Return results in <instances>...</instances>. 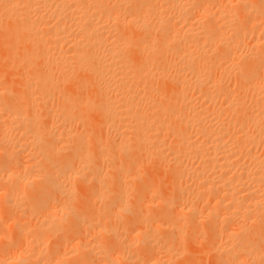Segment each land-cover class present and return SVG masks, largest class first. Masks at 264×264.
I'll return each mask as SVG.
<instances>
[{
	"label": "bare ground",
	"instance_id": "1",
	"mask_svg": "<svg viewBox=\"0 0 264 264\" xmlns=\"http://www.w3.org/2000/svg\"><path fill=\"white\" fill-rule=\"evenodd\" d=\"M214 1L215 0H0V48L2 47L5 50L4 51L5 53L3 52V56H8V57H10V56L12 57L15 54L13 52L14 49L17 51V53L19 51L17 49H21L19 52H22V50H23L22 55L20 54L21 56H19L22 59H20V58H18V59H20V61L26 65V66L24 65V67L28 68L26 70L30 71L29 68H31V71L29 73L27 71L29 78L27 79V78L22 77L23 79L21 80L22 83H26V81H28V83H26L27 84L26 89L28 88L27 86H29L31 84V83H29L31 81L32 85H35L37 87L38 94L39 95L45 94V95H43V96H45L43 98L47 99L48 94H50V92H49L50 89L51 90L54 89L53 83H56V82H53L54 73H58V75H60V76H57V75L56 76L60 77L64 81L63 85H65V86L68 84V81H71V82L73 81L75 84L74 87H75L77 92L79 91V93H81V92L84 93L82 89H84V91H85L86 88L87 89L91 88L90 90L89 89L87 90L88 92L85 91V93L86 92L88 93V95L84 94L86 97L82 96L83 98L82 97L79 98V100L82 101L81 105H83V107L80 108L81 105H78L80 103L77 102L78 95L76 96L77 97L76 102H77L78 106L75 105L76 104V102L74 101L75 99L73 101L71 100L73 98L72 97L73 95L72 96L69 95V94L74 93V91H75V90H73V92L69 93L70 91H72V89L70 90V88L73 87V83L69 84V85H71V87L69 85H67L69 88V90H68L69 94L65 92L66 88L64 87L65 88V90H64V88L62 87L63 88L62 91L65 94H67L66 97L64 95L62 97H60L62 91L60 90L59 87L58 88L56 87L57 90H56V88L54 90L58 91V89H59V91L57 93H59V92L60 93L57 94V96H59V99L60 98L61 99H60V101H58V100L55 101L53 99V101H55V102L58 101L57 104H59V105H57V109H55V107H52V110L54 108L56 111L55 110H53V111L57 112V113H55V115H54V113L52 112L53 114H51L50 113L51 111L50 112H48V110L46 111L45 106H44V108H45L44 111L46 114L45 119H48V118L51 119L52 118L51 120H52L53 124L51 123V125L50 124L49 125L50 126H53V125L56 126L57 125L58 127L57 126L56 127H50V128L42 130L43 132L41 130H37L39 132L41 131L42 135H40L41 132L38 135V133H35V131H33V133H32L33 135L30 134V137L25 136L26 134H29L28 131L25 129L27 133L25 132L23 136L20 135V137L22 136V140L20 142H18V141L13 142L12 145L7 147V148H9L8 151L5 149L7 152L6 153L4 152L5 155H3L4 153L2 155H3V157L6 156L8 158V160L6 159V157L4 158V160L5 161L7 160L6 162H8V163L10 160L9 158L13 159L15 162H16V160H18L16 163L19 166L20 165L22 166L21 163L23 161L20 162V158H22V155L26 152V150L29 149L30 151L35 152L33 154V156L36 153L40 152V153H38L39 156L42 155V157H44L43 162L46 163V165H48V163L50 164V161L47 162V160L52 161L54 159L53 157H57L58 155H60V153L64 152V154H66V153L71 151L70 154L69 153L67 154V155H69L68 157H66V155L62 154L66 157V159H64L60 155L64 159V160H62V163L56 164V162L55 163L52 162L50 164L52 167H50V168L51 169L54 168V169L50 170L49 173H47V171L45 169L46 166L44 165V167H45V168L43 167V170H45L44 174H40L41 173V171H40V173L36 174L35 177L32 178L33 180H35V182L37 181V183L39 182L41 185H45L43 187L44 191L42 190V192L39 190V189H41V187L40 188L38 187L39 188L38 193H41V194L46 193L47 194L49 192L48 194H51L50 191H48V192L45 191V190H47L46 186H50L52 191H54V189H55L56 193L58 192L59 194H62V195L64 194V196H65V194L70 196V193H71L69 191L70 189L69 190L66 189L67 187L65 188V185H63L62 183H64V181H65L67 183V186H68V184H69L68 181H71L73 179H76V181L79 180V183L75 182V181H73V183L74 184L77 183L80 185H82V184L88 185V183H86V181H89V182L91 181L92 184L94 185V186L92 185L93 188L95 187L99 191L104 189V193H105L106 187H105V184H103V182L105 180L104 181L102 180V179H104L102 177V173L100 170H99L100 172L98 171V166H99V165H97V164H99L98 161L102 162L103 158H109L110 159V157L112 159H114V158L120 157L122 154L125 155L124 153H126V155H127L128 154L127 151L131 147H133V148H131V150H133L132 152H134V147H136L139 150H141L142 152H144L145 154H147L146 156L150 155L152 158L155 157L160 162V164H164L163 165L164 167H165V164H167L168 166L170 165L172 168V171H173L172 172L173 175L172 176L169 175V176L172 177V180H173V178L177 179V180L182 179V180H179V182L183 183L182 177L185 176L186 174L190 175L191 177L192 176L195 177L196 180H197V178L205 179L206 183H204V184L202 183V185L200 183V186L202 187V189H198V190H201V192L206 194V195L207 194H210L211 196L213 195L212 196L213 197V204L211 203L212 206L210 205V207H209V205L207 203L209 208L206 205L205 206L208 209L206 207H204V208H206L205 210L200 209L203 211L201 217L204 218V216H205L206 223H209L208 225L210 227H208V230L211 231V229H212L213 232L212 231L211 232L215 233V232H217L216 229L219 230V228L222 227L221 225L225 224L226 225L225 228H223V227L220 228V230H219L220 234L215 233V236L218 237V235L221 236V234H224L223 236L225 238L232 240L233 243L234 242L238 243L237 246L233 247V250L238 251V253L242 252L241 254L239 253L240 255H242L243 253L247 254V256H245V254L242 255L244 258L248 257V256H251L252 259H254V257H257V256L260 257L259 253H260L261 245H262V248H264L263 247L264 237H262V239L260 237V239L263 240V242H261V241L259 242V244H261L259 250H257V247H255V249L253 247H252L253 249H248V247L250 246L248 244H250V242H251L250 238L254 234H255V237L256 236H262V233L264 232L263 231L264 230L263 224H261V223H264L262 221V220H264V161H262V159L260 157H258V156L256 157V156H254V154L247 152L248 150L245 148H246V145L248 143H253L257 137L262 135V133L264 132L262 130L264 125H262V126L258 125L259 122H256V119H255V118H257V116L255 117V115L252 113V111L250 109V106L246 107L245 104H246V100L248 98H249V101H250V99H252L253 102H255L254 100L257 97L260 98V94L258 92L263 91V93H264V87L262 86V88H260V87L256 88L254 82H257V81L255 80L253 82L254 85L251 87L249 86V88H246L245 85H243V87H245L243 90L246 89V92L248 91L247 93L245 92V94L243 93V95H239L237 93L238 92L237 88H239V89L242 88L241 82H243V80H241V79L243 77L245 78V75H248V74H245L248 71L247 69H250L249 71H252V74H253V71L256 74L258 73V75L260 77L261 74H260V72H258L259 70L256 67H255L256 68L255 69L254 66H253V69L250 68L251 67L250 63H251V65L255 64V63L259 62V60L261 61V59L264 61V53H263L264 48H261L264 46L261 45L262 43L260 44V43H257L256 41L255 42L252 41L253 46L251 48L249 46L250 51H248L247 53L241 54L240 56L238 55L239 61H240V59H243V61L246 60L248 62V60H249L248 58L253 59L252 60L253 62L251 61L249 63V65H247L246 63L241 65L243 62L242 60H241L242 62H238L237 65H239V67L237 65H235L236 69L240 68V69H238L239 70V73H238L236 71L235 67H233V65H230V63L227 61L228 60L227 56L231 55L235 46H237L238 44L240 46L241 42H245V38L248 37L247 36L248 32L250 34L251 30L253 31L254 27L256 28V22L257 21L255 19L257 18L256 17L257 14L254 13L255 10L253 12V10L250 9V7L252 5L251 6L249 5L248 0H237L238 2H237V6L235 7L236 9H234V6H231V4H230V7H232L235 10V11L231 10L232 13H233V11L235 12V14L238 13L236 16H234V17L238 18V22H239V24H238L237 22L235 23L234 18L231 19L230 17L225 15L226 13L228 15L229 12H226L225 10L224 11L226 13L224 14V12H223V9L229 8V6L227 5L228 3L223 4V6L226 4L228 7L225 6L226 8L223 7V9L221 8L222 10L219 8L218 9L216 8L214 10L215 7L212 8L216 3V1H215V3H214ZM217 1H219V0H217ZM224 1L225 0H223V2ZM249 2H250V0H249ZM251 2H252V0H251ZM251 2H250V4H251ZM259 3L260 2H258V6L256 5V7H255L256 11H257L256 13H261V14L263 13L264 14V12H262V11H264V9H263L264 7L261 9V6L263 4L261 3L259 5ZM219 4H222V3L220 2ZM217 7H219V6H217ZM251 8L254 9V7H251ZM257 8H258V10H257ZM230 9L231 8H229V10ZM259 9H261V10H259ZM195 12H197L196 15L199 14L200 17L202 16L203 17L202 20H205L204 22H206V23H201L199 20H198L199 21L198 22L196 19H194ZM252 13H254L256 16L254 15V17H253ZM263 14H262V17H260L261 19L264 17ZM233 15H234V13H233ZM261 22H263V21H261ZM261 22L259 21L257 24H259V26H260ZM262 26H261V28H262ZM262 29L264 30V28H262ZM255 31H257V29H255ZM259 32H260V30H259ZM119 33H121V35L124 34L125 36H120ZM227 33H230V35L228 34L229 38L226 37ZM118 34H119V36H118ZM251 35H253V32L251 33ZM250 36H249V38H250ZM242 45H244V44H242ZM236 48H238V46ZM236 48L234 51H236ZM128 49H132V50H134V52L131 53L130 50H128ZM213 49L217 50L215 52V54L213 52L214 51ZM260 49H263V50H260ZM6 50H7V52H6ZM9 51L11 52V54L8 53ZM237 51H238V49H237ZM24 52H25V54H24ZM17 53H16V55H17ZM169 53H170V55H172V54L174 55L173 56L174 60L172 61L173 65H171L174 68L173 76H171L170 74H169L170 76L167 75L168 72L166 73V70L168 71V69H166V67L168 65L166 64L167 62L164 59L165 58L164 55L169 54ZM133 55H134L136 60H133L134 59ZM153 55L155 56V58H152V57H154ZM231 57H233V54ZM166 58H167V56H166ZM254 60H255V62H254ZM13 62H15V61L13 60ZM263 63L264 62H262V64ZM15 64H16V62H15ZM258 64H257V66H258ZM16 66L18 67L17 64H16ZM241 66H247V67H244V70H246V71H244L243 68H241ZM21 67H23V66H21ZM169 67H170V64H169ZM214 68H217L216 70L219 71L216 76L212 75V73H211L212 70L213 71L215 70ZM259 69H260V67H259ZM12 70H15V69H12ZM240 70L242 71V74H243V76L241 74L242 77L240 76V73H241ZM256 70H257V72H255ZM23 71H25V70L23 69ZM243 71L245 73H243ZM18 73H20V72H18ZM21 74H23V73H21ZM25 74H24V76H25ZM252 74H250V76L252 78L258 76L255 74L253 76ZM230 75H233L234 78L236 75L240 76V78L238 76V78H239L238 81H237V79L234 80V83H235V81L239 82V85H237L236 88L233 89L234 91L236 90L235 91L236 94L239 95V97H237V99L233 98V97H236L235 92L233 90H231L229 87H226L223 83V79H225L226 76L228 79V76H230ZM157 77H159V79L162 80L161 82L163 84L166 82L165 83L166 85L164 84L165 87H163V89L164 88L165 89L162 91V93H160L161 89L159 88L160 84L158 83L160 80ZM248 77H249V75H248ZM251 77L248 79V82L245 81V79H244L245 82H243V84L251 82L253 80V79H251ZM19 78H20V76H19ZM60 78H58V79H60ZM155 78H157V80H158L157 83H158L159 87H157V88H158V90L160 89L159 93L154 92L153 89L157 90L156 88L153 87V89H152V85H154L156 83L155 82L154 84H152L153 83L152 80ZM55 80L57 81L55 86L56 85L58 86L60 83H62V80H61V82H60V80H57L56 78H55ZM150 80L152 81V83L150 85H147L151 82ZM58 81H59V84H58ZM65 81H67L66 82L67 84L65 83ZM147 81L148 82L150 81V82L148 83ZM261 82H262V80H261ZM167 83L169 85H167ZM249 84H252V83H249ZM52 85H53V88H50L47 91L46 89H48L50 86L52 87ZM235 85H236V83H235ZM155 86H156V84H155ZM161 86H163V85H161ZM60 87H61V85H60ZM22 89H23V87H22ZM45 90L47 92H45ZM241 90L239 91L240 93H241ZM23 91H24V89H23ZM32 91H33V89H32ZM37 91H34V92H37ZM89 91H90V93H89ZM25 93H26V91H25ZM46 93H47V95H46ZM53 93H56V92H53ZM75 94H76V92H75ZM157 94H159V95H157ZM30 95L32 96V94H30ZM37 95H36V97L34 96V98H33L35 100L34 102H36L37 100L39 101L41 99V97L37 96ZM55 95L56 94L53 95V98H55L54 97ZM51 96L52 95H49V97H51ZM69 96H71L70 97L71 99L69 98ZM37 97H39V98H37ZM194 97H196L198 100L201 101V102H199L198 105L193 104L194 101H196L198 103L197 99L194 100ZM262 97L260 99H262ZM253 98H255V99L253 100ZM217 99H219L220 102H219V104L214 105L215 104L214 101H216ZM256 100H258V98ZM31 101H33V100H31ZM43 101H44V99H43ZM45 101L48 102V100H45ZM53 101L50 103H53ZM262 101H264V99ZM262 101H260V102H262ZM71 102H73L74 104L72 103V105H71L70 104ZM211 102L212 103L214 102V104H213V106H211V108L205 107L206 106V105H204L205 103H211ZM216 102H218V101H216ZM9 103H11V102H9ZM27 103H26V105L28 106ZM39 103H41V102L39 101ZM48 103H47V106H48ZM256 103H257V101H256ZM6 104H8V102ZM6 104L5 105L3 104V105L5 106L6 109H9V110L6 111L5 108L4 109L2 108L3 110H5V115H4V113H2L3 115L0 114V120L3 119V121H2L3 123L1 121L0 122L2 124H4L8 130L10 129V131H12L11 128H14L13 125L18 124V123L21 125L25 124L24 125L25 127L27 125H29V126L33 125L30 122H33V120H35L34 114L36 115L37 112L35 110L37 109L38 106L35 107V110L34 109L31 110V114H33L32 116H34V118H33L30 115H29V117L26 115L25 116L22 115L20 112L22 110V109H20L21 107L19 108L20 111H17V110H19V109H17L18 107L14 108V107H11L13 105H7L8 106V108H7ZM34 105H36V104L34 103ZM34 105L31 104L30 106H34ZM52 105H55V104H52ZM84 105L87 107L85 109L86 111L84 110V108H85ZM41 106L42 105H40L38 107V109L41 108ZM70 106L71 107L77 106V107H79V110L82 112H83V110L85 112H88L89 111L88 109H91L89 111V113H91L93 111L91 114H93L95 112L93 115L96 114L99 116L98 121H97L98 117H96V115L93 117H96V119H95L96 122L100 121V124L102 125L100 127L103 130H106V131L115 130L116 132H117V130H119L118 132L120 134L119 133L118 134L120 135V141L112 143V141L109 142V140H105L108 143L107 145H109V143H110V145L108 146V148L105 147L103 149V147H102L101 151H104L102 153H105V150H107L110 153V151L113 152V150H114V152L116 151V154L119 153L121 155L117 156V157H112L113 155L115 156L114 152L112 154L110 153L112 156H110V154L107 152V154H109L108 156H110V157H108L105 154L98 156L100 154L99 153L100 150L98 148L99 146L97 147L98 149L97 148L95 149V147L93 146L92 143L91 144L94 147L96 153L98 152L97 150H99V152H98L99 154L97 153L98 155L96 154V156H94L95 152L93 150V147H90L89 150H91V148H92V151L94 153V155H91L92 153L90 154L91 151L89 152V150H88L89 147H87L88 146L87 142L89 140L87 139L86 135L84 136V137H86V141H85L84 137H83L84 139L78 138V137H81L82 135H84L81 133L79 136H78V134L74 136L77 139H75L74 137H73L74 139L71 138L75 133L72 135V133L66 129L67 127L64 126L65 122L68 119V115L70 113L69 112ZM261 107H262V105H261ZM27 108L29 109V107H27ZM82 108H83V110H82ZM246 108L250 109V111L247 110ZM2 109H1V112H2ZM28 109H27V111L25 109L26 114L27 113L29 114L28 111H30V110H28ZM232 109H234V110H232ZM13 110H15V111H13ZM72 110L73 109L71 108V111ZM74 110L76 111L77 109L75 108ZM79 110H77V111H79ZM224 110L225 111H230V110L235 111L236 114H238V115H237V117H234L235 113H233V114L231 113L234 118L231 117L230 119L233 118V120H228V118H227V119H225L224 123L219 122V124L220 123L221 124L217 125L216 120H217L218 116H220ZM22 111H24V110H22ZM39 111L41 112L40 109H39ZM255 111L258 112V110H256V109H255ZM259 112L263 113L261 111H259ZM86 114L89 117L88 113H86ZM91 114H90V116H91ZM228 114H229V112H228ZM38 115H41V114L38 113ZM226 115H225V117H226ZM239 116L241 118H239V120H238ZM30 117H31V119H30ZM262 117H264L263 114H262ZM262 117H260V118H262ZM89 118L91 119V117H89ZM54 120L56 122H54ZM95 120H94V122H95ZM1 123H0V126L2 125ZM96 124L99 127L100 124H98V123H96ZM34 125H35V123H34ZM65 125H67V124H65ZM245 125L249 126L252 129L254 128L253 129L254 131H259V133L257 132L258 134L256 133L258 136H256L255 139H254L255 134L254 135L249 134L250 132L247 133L244 130ZM40 126H42V125H40ZM46 126H48V124ZM18 128H16V129H18ZM20 128L24 129L23 126ZM42 128H44V127L42 126ZM2 129H3V127H2ZM4 129H6V128H4ZM1 130H0V132L3 131V130L2 131ZM97 130H99V128ZM99 131H101V133H102V130H99ZM166 131H169V133L171 132V134L174 135V138L175 137L177 138V141L175 142V144L174 143L171 144L173 146L169 145L168 153L166 152V154H165L164 149L166 151V148L164 145L165 143H163L164 142L163 139H166V138H163V135L165 134ZM20 132H22V131H20ZM4 133H5V131H4ZM76 133H77V131H76ZM112 134H113V131H112ZM194 134L196 135V139H197V136H199L200 138H198V140L193 139V137H195ZM18 135L19 134H17V136ZM102 135L98 139H101ZM164 137H165V135H164ZM261 139H262V137H260V139H259L262 142ZM91 140L93 141V139H91ZM91 140L89 142H91ZM257 140H255V146H256V143H258ZM102 141H104V140H102ZM67 142L68 143L70 142V144H68ZM261 142H259V143L261 144ZM97 143H95L96 146L98 145ZM104 143L105 142H103V144ZM99 145H100V141H99ZM104 145H106V143ZM6 146H8V145H6ZM30 146H31L32 150L30 148H28ZM166 146H167V144H166ZM260 148H258V149H260ZM68 150H70V151H68ZM131 150H129V151H131ZM0 151H3V150H0ZM65 151H68V152L65 153ZM31 153H33V152H31ZM141 154L142 153L140 152V156H141ZM182 154L184 157H186V156H188V158H189V156L193 157L194 161L200 165V168H201V166L205 167L207 169L209 168L211 170L210 174L209 173L205 174L204 172L206 171V169L203 170V168L200 169L201 170L200 172H199L198 168H197L198 171L196 170V168L194 170L195 166L192 167V162H193L192 160L193 159L191 160L192 162L190 163L188 161L189 159H187V158H186L187 160L183 159L184 157L182 156ZM184 154H187V155H184ZM242 154H244V156ZM27 155H29V154H27ZM60 156L57 157L58 160H59ZM104 156H107V157H104ZM127 156H129V155H127ZM180 156H182V158ZM238 156H241V158H242V156L244 158L246 156L247 158H249L248 159L249 163L244 164V165H240L239 164L240 162L238 161L239 158H237ZM122 158H123V156H122ZM155 158L153 160H155ZM1 159H3V158L2 157L0 158V173H2L1 171H5L6 169H9V167L6 168V166H4V160H1ZM41 159H43V158H40V160ZM112 159H110V160L113 161ZM13 160H12V163L14 162ZM60 160H61V158H60ZM157 160H156V162H157ZM183 160L186 162H189L190 164L187 163L188 165H186L185 164L186 162H184ZM114 161L116 163V160H114ZM18 162H20V164ZM107 162H109V161L107 160L106 163ZM12 163H11L10 167L12 166ZM53 163L55 166L56 165H58V166H56V168H55V166H53ZM106 163H104V164H106ZM108 164L110 165V163H108ZM8 165L9 164H7V166ZM128 165L131 166L130 164H128ZM3 167H4V169H3ZM40 167L41 166L39 165V168ZM167 167H165V168H167ZM197 167H199V166H197ZM12 168H13V166H12ZM12 168H10L9 170H11ZM115 169H117V168H114V170ZM33 170H34V168H33ZM37 170L38 169H36L34 171H37ZM39 170H42V169L40 168ZM114 170H112V172H110L109 174L113 173L114 175L115 174L119 175L120 171L118 173L117 170H115V171ZM167 170H168V172H170L171 169L169 170V167H168ZM109 171H111V170H109ZM115 172H117V173H115ZM9 173L10 172L8 171V174ZM13 175L14 174L10 173L9 177H8V175H7V177L10 179L11 178L13 179L14 177H16V175H14V177H13ZM108 175H106V176H108ZM188 175H186L185 177H190ZM2 176H3V178L6 177V175H5V177H4V175H2ZM2 176L0 174V182L3 180ZM106 176H104V177H106ZM110 176L112 177V175H110ZM8 178H5V179H8ZM22 178H24V177H22ZM25 178H26V175H25ZM28 178L30 179L31 176ZM114 178H116V177L114 176ZM117 178H118V181H119V178L121 179L120 176ZM117 178H116V180H117ZM108 179H110L109 176H108ZM18 180L16 181V179H15V182L11 181L10 183L11 184L13 183V185H15V187L12 185L14 188L13 190H15V191L18 190V192H19V190L21 188L19 189L20 181H18ZM60 180H61V184H60ZM62 180H63V182H62ZM24 181H25V179H24ZM83 181H85V182H83ZM106 181H108V180L106 179ZM113 181H115V180L113 179ZM184 181H187V178L186 179L184 178ZM4 182H5V180H4ZM110 182L112 183V185L114 184L113 186H111V184H110V186L114 187L115 183L117 181L115 183H113L110 180ZM120 182L121 181H119V183ZM132 182L134 183L136 181H132ZM132 182H130V183L132 184ZM171 182L172 181H170V184L173 186V184H172L173 182L172 183ZM201 182H202V180H201ZM1 183H3V181ZM14 183H16V184H14ZM71 183H72V181H71ZM109 183L106 185L108 186ZM184 183H186V182H184ZM33 184H36V183H33ZM77 184H75V185L78 187H81ZM90 184L91 183H89V185ZM170 184H169V186H170ZM175 184H177V183H175ZM24 185L27 186L28 184L27 185L24 184ZM37 185H35V186H37ZM132 185H134V184H132ZM132 185H130V186H132ZM135 185H136V183H135ZM72 186H73V184H72ZM76 186H74V187L76 188ZM120 186H121V184H120ZM27 187H29V185ZM34 187H32V188H34ZM87 187H89V186H87ZM111 187H110V190L112 189ZM135 187H137V185ZM184 187H186V186H184ZM69 188H71V187H69ZM81 188H80V190L84 191ZM89 188H91V187H89ZM107 188H106V191L109 190ZM115 188H116V186H115ZM122 188H123V185H122ZM122 188L120 190H122ZM174 188H176V186ZM34 189H37V187H35ZM34 189H32V190H34ZM180 189H181V187H180ZM180 189H179L180 192L177 191L178 189L176 190L177 193H175V195L177 197L172 195V197L173 196L175 197V201H173L172 203L176 202V200H178V201H180L181 199L184 200L185 196H187V192H188L187 190L188 189L187 188L185 189L183 187L181 190ZM13 190H12V192L14 193ZM29 190L32 191L31 189H29ZM71 190H72V188H71ZM117 190H119V189H117ZM120 190H119V193H120ZM125 190H126V188H125ZM88 191L85 193L89 194L90 191L89 192ZM96 191L97 190L95 189V195H96ZM173 191L175 192V189ZM194 191H192V192H194ZM189 192H190V190H189ZM35 193H37L36 190H35ZM35 193H32V194H35ZM104 193H102L103 195L99 194V195H101L100 198L102 196H106L107 198H109V195H110V197H111L110 200L115 202V199H114L113 194H112L113 191L110 194L108 193V195H107V193H105V195H104ZM121 193H122V191H121ZM4 194L5 193H3V196H4ZM14 194H12L13 198H14V196H17L16 194L15 195ZM92 194H93V189H92ZM204 194H203V196H204ZM55 195L57 196V194H55ZM67 195L65 196L66 198H67ZM95 195H93V197ZM97 195L95 196V198L99 197V195L98 196ZM116 195H118V197L115 196V194H114L115 198L117 197L116 199L118 201L115 204L116 206L113 205L114 210H116L114 212H118V214L120 212V215H121V213H123V214L126 213L127 217L132 219L131 220L132 222L133 221L137 222V220L140 219L139 214L137 216V211L135 210V214L133 211H129V209L132 205H130V207L128 208L127 202H125V199L123 200V198H122L123 196L118 194V193ZM119 195L122 197H120ZM125 195L127 196V194H125ZM125 195H124V197H125ZM3 196H2V198H3ZM31 196H33V195H31ZM41 196L42 195H40L39 199L41 198ZM74 196H72V197H74ZM201 196L202 195H200V197ZM203 196H202V198L204 199ZM211 196L209 199L210 201L212 200ZM11 197H12L11 194H8L6 196L5 201H6L7 205L8 204L10 205V202L15 200V199L11 200L12 199ZM208 197H209V195H208ZM208 197H207V199H208ZM59 198H60V196H59ZM88 198H89V196H88ZM39 199H37V200H39ZM51 199H53V202L55 203V201H54L55 197L54 198L52 197ZM127 199L128 198H126V200ZM170 199H172V198H170ZM56 200H60V199H58V197H57ZM70 200H72V199H70ZM70 200H68V201L66 200V201L69 202ZM129 200H127V201H129ZM139 200H140V198H139ZM173 200H174V198H173ZM34 201H35V199H34ZM39 201H42V199H40ZM62 201H64V200H62ZM97 201H100V200H97ZM162 201H160V202H162ZM165 201H167V200H165ZM227 201L229 202V204ZM47 202H46V204H47ZM104 202H102L103 205L101 204V208H103V209H105L106 208L105 205H107V204H104ZM167 202H169V201H167ZM226 202H227V204H226ZM54 203L52 205H55ZM88 203H91V202L89 201ZM107 203L110 204L109 201ZM142 203H143V200H142ZM153 203H154V200H153ZM180 203L181 202H179V204ZM46 204L44 203L43 206L44 205L47 206ZM49 204H51V203H49ZM166 204L167 203L164 202L162 204V207L164 208V206H166ZM169 204L167 206H169ZM174 204H178V203H174ZM128 205H129V203H128ZM139 205H141L140 202H139ZM107 207H108V205H107ZM140 207H142V206H138V208H140ZM160 207H161V203H160ZM7 208H10V207H7ZM41 208H42V205H41ZM110 208H111V206H110ZM110 208L109 207L107 208L108 215H111V214H109V212H113V209L111 208L112 211H110ZM131 208H134V207H131ZM165 208L164 209L159 208V209H161V211L165 210V212H166L167 209H165ZM181 208H180V211L179 210H177V211H179V213L181 212L179 214L181 216H182V214H185V220L188 221L187 225H189V226L190 225H192V226L196 225L197 221H195V220L198 219L197 216H199V212H196L191 208H185V210H183ZM56 209L59 210L58 212H60L62 214V217H65V221L69 220V221H66L67 223L71 222L70 223L71 225L74 224L70 220L74 215L72 214V217L71 218L69 217L71 215V212H72V211H70L71 205L69 208L68 203L66 204V202L65 203L63 202V204H59L58 206H56ZM140 209H138V211H140ZM33 211H34V209H33ZM37 211H38V209H37ZM52 211H53V209H52ZM220 211H225V214L223 217H221L222 215L220 216ZM39 212H42V210H40ZM106 213H107V211H106ZM222 213H224V212H222ZM58 214L59 213H57V215ZM61 214H59V217ZM76 214H75V216H76ZM128 214L129 215L131 214L130 217L128 216ZM75 216H74V218H72V220L75 221V223H76V220H77L76 218H78L77 223L81 224L79 220L81 218L82 219H84V218L81 215H80L81 216L80 219H79V216L76 218H75ZM107 216H104V217H107ZM66 217H67V219H66ZM68 217H69V219H68ZM174 217H175V215H174ZM47 218H49V217L47 216ZM179 218H181V217H178V219ZM60 219H57V220L55 219V220L58 222V220H60ZM167 219H168V217H167ZM199 219H200V217H199ZM257 219H261V220H258L259 221L258 223H260L262 221L259 225V229H262L261 235H260V233L258 235H256L257 231L260 232L258 227H257V225H258L257 224L256 225L257 230L255 233L252 232L253 235L251 236L249 234L250 232L248 230H246L249 227V226H247V223L248 222L251 223L252 221L257 223ZM181 220H179V221H181ZM231 220L237 221V224H238L237 228L238 229L237 228H236L237 230L235 229L236 232H233V231L229 230L231 228H228V224H233V222L232 223L230 222ZM63 221L64 220L60 221L61 225H55V226H61V228H63V227L65 228L66 225H69V223L66 224V222L65 221L63 222ZM140 221H141V219H140ZM202 221H204V219L201 220V222ZM45 222H41V223L39 222L40 224L37 225L38 224L37 223L36 225L40 226L42 228H47L46 226H49V225H46ZM60 222H59V224H60ZM127 222H129V219H127ZM134 222H133V224H134ZM139 222H137V223H139ZM49 223L50 222L48 221V224ZM62 223L65 224V225L63 224L64 225L63 227H62ZM140 223H142V222H140ZM82 224H84V222H82ZM149 224H146L145 226H147ZM170 224L172 225V223H170ZM251 224H252V227H249V228L251 230L253 228V230H254L255 226L253 225V223H251ZM36 225H34V226H36ZM53 225H52V228L50 226L51 230L48 229L49 227L46 229L47 231L49 230L48 233H50V231H52L53 227H55ZM76 225L77 224H75V226L69 225L70 226V227L68 226L69 229L66 227L63 232H65V231L67 232L70 229L72 231V229L75 228ZM139 225L141 226V224H139ZM164 225H166V223ZM187 225H186V227H188ZM206 225H205V227H206ZM261 225L263 228L260 227ZM167 226L163 227L164 231L168 229ZM170 226H169L168 231L174 232V230H173L174 226H171L172 228H170ZM198 226H202V225H198ZM233 226H235V224ZM40 227H39V229H41ZM161 227H162V225L161 226L160 225L153 226V230L156 229V232L159 233V235H160V232H158V231H161V234L163 233L162 230H160V229H162ZM12 228H13V225H12ZM37 228L38 227H36L34 229L36 231H38ZM55 228H57V227H55ZM61 228H60V230H61ZM78 228H75V229H78ZM129 228H130V226H129ZM192 228L196 229V226L192 227ZM213 228L215 230H213ZM20 229H19V231H17L18 229L17 230L14 229V230L17 231L18 233L20 232L19 234L21 237L19 236L18 238H21L24 242V239H25L27 232H25L26 230L24 231L23 228L21 230ZM94 229H95V227H94ZM202 229H203V227H202ZM206 229H207V227H206ZM206 229H205V231H208ZM60 230L58 228V230H54V232H51V233L53 234V233H55V231L59 232ZM103 231H105V230H103L102 228L100 230V228H99L98 232L103 234ZM107 231L108 230H106V232ZM133 231H135V230H133ZM142 231H141V233L136 232L135 237L141 238V240L145 242V244H143L145 246H143V247H145V248L147 247L146 248L147 250L149 248L153 249L152 246H150V245H152V243H151L152 241H149L148 236H146L144 234V232H142ZM181 231H182V229H181ZM68 232H70V231H68ZM130 232H131V229H130ZM149 232H151V230ZM42 233H43V231H42ZM44 233L47 234L46 231H44ZM100 233L99 234L97 233V234L101 236ZM134 233L132 232L131 234H134ZM174 233H173V235H175ZM40 234H41V232H40ZM115 234H117V233H115ZM153 234H155V233H153ZM177 234L175 235L176 238H177ZM47 235H49V234H47ZM103 235H105V234H103ZM181 235H182V233H181ZM208 235L210 236L211 234L208 233ZM246 235H250L251 237L250 236L247 237ZM54 236L55 235L53 234V237ZM58 236H60V235H58ZM112 236H113V234H112ZM161 236H164V235L162 234ZM179 236H180V234H179ZM211 236L213 237V235H211ZM263 236H264V234H263ZM126 237L124 239H126ZM149 237H150V235H149ZM151 237H154V235ZM217 237H214L215 240H217ZM131 238H133L132 235H131ZM168 238H167V240H168ZM185 238H186V235H185ZM218 238H219V240H221L220 237H218ZM26 239H27V236H26ZM61 239H62V237H61ZM119 239L122 240V238H120V237H119ZM245 239L246 240L250 239V240H247L248 242L249 241L250 242L248 243ZM16 240L17 239H15L13 241L16 242ZM126 240H129V239H126ZM223 240H225V239H223ZM253 240H255L254 237H252V242H253ZM1 241L2 240H0V242ZM21 241L19 240L20 245H22V243H23V242L21 243ZM31 241L32 240L28 241V245L31 244V246L27 245L28 247H32V243H34V242L32 241V243H30ZM34 241H36V240H34ZM122 241H124V240H122ZM170 241H172V239ZM175 241L176 240L174 238V242ZM244 241H246V243ZM6 242H7V240H6ZM58 242H60V241H58ZM163 242H164V240H163ZM118 243H120V242H118ZM16 244H17V242H16ZM88 244H90V243H88ZM110 244H112V242ZM116 244H117V242H116ZM229 244H228V246H229ZM11 245H13V244H11ZM52 245H55V244H52ZM218 245H220V244H218ZM232 245H234V244H232ZM246 245L248 247H246ZM257 245L258 244L256 243L255 246H257ZM8 246L9 245L6 244V247H8ZM118 246H119V244H118ZM154 246H157V245H154ZM213 246H215L214 243H213ZM252 246H254V245H252ZM12 247H14V245ZM21 248H22V246L20 247V249ZM46 248H48V247H46ZM114 248L116 249V246ZM145 248H144V250H145ZM15 249H17V248H15ZM90 249H91L90 246H88L87 242H86V244L80 243L79 248H77L76 250H77V252H79L78 250H80V252L82 251L83 253H86L89 251V252H91L90 254L94 257V254H92L93 248L91 250ZM111 249H112V247H111ZM111 249H110V251H111ZM117 249H116V251H117ZM155 249H156V247H155ZM216 249H214V250L216 251ZM38 251L41 252V250H39V249L34 251L36 253V255H37ZM67 251H69V250H67ZM148 251H151V250H148ZM69 252H71V251H69ZM89 252L86 253L87 255H89V257L84 256L87 259L86 262L84 261L85 260V258H84V259H82L83 262L82 263L80 262V264H91V263H93L94 259L91 258V255L89 254ZM102 252H103V250H102ZM152 252H155V251L152 250ZM152 252L150 253L151 255H152ZM227 252H228V250H227ZM262 252H264V251H262ZM65 253H67V252H65ZM93 253H94V251H93ZM229 253H231V252H229ZM229 253H226L224 255H227V257H229L228 263L230 264V262H232L233 260L235 261V258L237 259V257H239V255L234 253V252L231 253V255H234V254L237 255V257L235 255V257L233 259V257L230 256ZM18 254H19L20 264H26V263L27 264H31V263L34 264V259H33L34 254L32 255V257L23 251H21ZM38 254H40V253H38ZM86 254H82V255H86ZM146 254H148V253H146ZM150 254H148V255H150ZM109 255H104L105 258L104 257L103 258L106 260L105 261L106 263H104V264H108L107 260H109ZM164 255H166V254H164ZM167 255L169 256V252ZM81 256H80V258H81ZM168 256H167V258H168ZM68 257H66V258H68ZM78 257L79 256H74L75 259H77ZM134 257H136V256H134ZM227 257L225 259H227ZM251 257H250V259H251ZM66 258H63V259L67 260ZM88 258H89V260H90V258L93 259L91 263H88V261H89ZM149 258H151V257H149ZM152 258H153V256H152ZM261 258H263V257H261ZM32 259H33V261H32ZM41 259L42 260H40V258H39V262L38 261L37 262L41 263V261L44 260L43 258H41ZM63 259H61V261H63ZM110 259H112V260H110L109 262H111V261L113 262V258L111 257ZM250 259L248 261H250ZM15 260H17V259H15ZM49 260H51V259H49ZM229 260H230V262H229ZM246 260H247V258H246ZM69 261H71V263L73 262L70 259H69ZM127 261H128V259H127ZM138 261H139V258H138ZM138 261H137V264L139 263ZM159 261H160V259H159ZM164 261H166V260H164ZM238 261H240V260H238ZM253 261H255L254 263L257 264L258 259H257V262H256V260H253ZM19 262H18V264H19ZM37 262L35 264H37ZM243 262L245 263L247 261L243 260ZM240 263L242 264V262H240ZM4 264H5V262H4ZM67 264H70V263L67 262ZM72 264H77V263H72ZM124 264H125V262H124ZM152 264H160V263L155 262ZM245 264H247V263H245ZM248 264H249V262H248Z\"/></svg>",
	"mask_w": 264,
	"mask_h": 264
},
{
	"label": "rangeland",
	"instance_id": "2",
	"mask_svg": "<svg viewBox=\"0 0 264 264\" xmlns=\"http://www.w3.org/2000/svg\"><path fill=\"white\" fill-rule=\"evenodd\" d=\"M215 1H216V3H215ZM214 1V3H215V5L212 7V8H214V10L217 8H219V9H223V7L224 8H226V7H228L229 6V8H231L230 10H229V8L228 9H223V12H224V14L226 13V12H229L228 13V15H227V13L225 14L226 16H228V17H230L231 19L232 18H234L235 19V23L237 22L238 24H239V22H238V18H236V17H234V16H236L237 14H235V10L234 9H236L235 7L237 6V0H225L224 2H223V0H219V1H217V0H215ZM227 1V2H226ZM236 1V2H235ZM218 2V3H217ZM222 3V4H219V3ZM250 2H251V0H250ZM250 2H249V0H248V3H249V5L251 6V7H254V9L253 8H251L250 7V9L251 10H253V12H254V10H255V14H257V16L254 14V13H252V16L254 17V15L258 18H256L255 20L257 21L256 22V28L254 27V30L252 31L251 30V32H250V34H249V32H248V37H246L245 38V42H241V45L239 46V44L237 45L238 46V48H236L237 46H235L234 47V50H235V48H236V51H232V53H231V55H229V56H227L228 58V62L230 63V65H233V67H235V69H236V66L235 65H237L238 64V62H242L243 61V59H240V61H239V57H238V55L240 56L241 54H244V53H247L248 51H250V49H249V46H250V48L253 46L252 45V41H256L257 43H262L261 45L262 46H264V30L262 29V28H264V17L261 19L260 17H262V14L261 13H256L257 11H256V5L258 6V2H260L259 3V5L262 3L263 5L261 6V9L264 7V0H252V2H251V4H250ZM224 3H228L227 5L225 4L224 6H223V4ZM236 3V4H235ZM230 4H231V6H234V9L232 8V7H230ZM219 6V7H217V6ZM222 6V7H221ZM226 6V7H225ZM221 9V10H222ZM238 9V8H237ZM261 9H259V10H261ZM264 9V8H263ZM226 12H225V11ZM231 10H234L233 11V13H234V15H233V13L231 12ZM257 10H258V8H257ZM262 12H264V11H262ZM196 13L197 12H195V14H194V19H196L197 21L199 20L201 23H206V22H204L205 20H202V16L200 17V15L198 16V15H196ZM232 15H231V14ZM261 14V15H260ZM230 15V16H229ZM259 15V16H258ZM196 16V17H195ZM232 16V17H231ZM263 16H264V14H263ZM198 18V19H197ZM260 18V19H259ZM203 22H202V21ZM198 21V22H199ZM261 22V21H263V22H261V25L259 26V24H257L258 22ZM263 25V26H262ZM259 26V27H258ZM261 26H262V28H261ZM255 29H257V31H255ZM259 30H260V32H259ZM255 31V32H254ZM253 32V35H251V33ZM120 34V36H125L124 34H122L121 35V33H119ZM119 34H118V36H119ZM230 35V33H227L226 34V37L227 38H229V35ZM261 34V35H260ZM117 35V34H116ZM251 35V36H250ZM249 36H250V38H249ZM259 36V37H258ZM253 38V39H252ZM252 39V40H251ZM259 41V42H258ZM242 44H244V45H242ZM255 44V43H254ZM255 46V45H254ZM240 47V48H239ZM243 48V49H242ZM261 48H264V47H261ZM237 49H238V51H237ZM9 50V49H8ZM17 50H21V49H17ZM128 50H130V52L131 53H133L134 52V50H132V49H128ZM214 51V54H215V52L217 51L216 49H213ZM246 50V51H245ZM260 50H263V49H260ZM5 50L1 47L0 48V104L2 105H0V114L1 115H3L2 113H4V115H5V110L7 111V110H9V109H6L5 108V104L8 102V104H6V106L7 105H13V106H11V107H18L17 109H19L20 107V109H22V110H24V111H20V109L19 110H17V111H20L21 112V114L22 115H26V116H28L29 117V115L30 116H32L33 114H31V110H35V107L36 106H40V105H42L41 106V108H39L40 110H41V112L39 111V109H38V107H37V109L35 110L37 113H36V115L34 114V116H35V118H34V116H32L35 120H33V122H30V123H32L33 125L32 126H29V125H27L26 127L24 126L25 124H14L13 125V127L15 128H11V130L12 131H10V129L8 130L7 129V127L4 125V124H2L3 122V119H1L0 121L2 122H0L2 125L0 126L1 128H0V130L2 129V127H3V131L2 132H0V150H3V151H0V158L2 157L3 159H1V160H4V158L6 157H3V155H5V153L8 151V149L9 148H7V147H9L10 145H12L13 144V142H16V141H18V142H20L21 140H22V136L24 135V133L26 132V130L28 131V133L29 134H26L25 136H28V137H30V134L31 135H33L32 133H33V131H35V133H38V135L40 134V132L42 131V130H44V129H47V128H50V127H56L55 125H53V126H50L51 125V123H52V118L50 119V118H48V119H45L46 118V114H45V108H46V111L48 110V112H50L51 114H53L54 113V115H55V113H57V112H54L53 110H55V109H57V105H59V104H57V102L58 101H60V99H59V96H57V94H59V93H57L58 91H59V89H58V91H56L57 90V88L59 87L60 88V90L62 91V89L65 87L66 88V93H68L69 91V88H68V86L67 85H69L70 83H73V87L72 88H70V90L72 89V91H70L69 93H71V92H73V90H75L74 91V93H72V94H69V95H73L72 97V99L70 98L71 96H69V98L73 101L74 99V101L76 102V96L78 95V98H77V102H79L80 104H78V105H81L82 103V101L81 100H79V98H81L82 96L83 97H86L85 95L87 94L88 95V89L86 88L85 89V91H87L86 93H85V91H84V89H82L83 90V92L84 93H79V91L77 92L76 91V89H75V87H74V82L72 81H68V84L66 83L67 81H65V83L67 84L66 86L65 85H63L64 83V81L60 78V77H57V76H60V75H58V73H54V77H53V82H56L57 83V81L55 80V78L57 79V80H60V82H61V80H62V83H60L59 84V81H58V86L56 85L55 86V84L56 83H53L54 84V89L56 88V90H54V89H50V88H53V85H52V87L50 86L48 89H46L47 91L50 89V94H48V97H47V99H45V98H43V97H45V96H43V95H45V94H41V95H39L38 94V91H37V87L35 86V85H32V82L30 81L29 83H31L29 86H27L28 88L26 89V83H28V81H26V83H22L21 82V80L23 79V78H29L28 77V74H27V71L28 70H26V69H28L27 67H24V63H22L21 61H20V59H22V58H20L19 56H21L22 55V53H23V50H22V52H19L18 51V53H17V51L14 49V57L12 56H10V57H8V56H3V52H4ZM16 51V52H15ZM6 52H7V50H6ZM5 53V52H4ZM8 53H10L11 54V52L9 51ZM16 53H17V55H16ZM239 53V54H238ZM264 53V52H263ZM21 54V55H20ZM24 54H25V52H24ZM172 54V53H171ZM232 54H233V57H231L232 56ZM6 55V54H5ZM24 56V55H23ZM154 56V55H153ZM166 56H167V58H166ZM173 54L172 55H170V53L169 54H165L164 55V59H165V61L167 62L166 64L168 65H166L167 67H166V69H168V71L166 70V73H167V75H171V76H173V74H174V68L171 66V65H173ZM6 57V58H5ZM8 57V58H7ZM133 57H134V55H133ZM13 58V59H12ZM18 58H20V59H18ZM152 58H155V56L154 57H152ZM230 58V59H229ZM249 59V60H248ZM247 60H248V62L246 61H243L242 62V64L241 65H243V64H247V65H249V63L253 60V59H250V58H248ZM13 60L16 62V64L18 65V67L16 66V64H15V62H13ZM133 60H136L135 59V57H134V59ZM169 60V61H168ZM171 60V61H170ZM242 60V61H241ZM256 60V59H255ZM255 60H254V62H255ZM261 61L262 62H264L262 59H261ZM260 60H259V62L261 63H259V62H257V63H255V64H252L251 65V63H250V68H252L253 69V66H254V68L256 67L259 71L258 72H260V77H259V75H258V73L256 74V73H254V71H253V74H252V71H249L250 69H247L248 71H247V73H245L244 71H246V70H244V67H247V66H241V68H243V73H245V74H248L249 75V77H248V75H245V78L243 77L241 80H243V82H245V81H247L248 82V79L251 77L250 76V74H252L253 76H254V74L255 75H258L257 77H251V79H253L251 82H249V83H252V84H249V83H244L243 84V82H241L242 84H241V86H242V90L241 89H239V88H237V90H238V94L239 95H243V93L245 94V92H246V89L245 90H243L245 87L246 88H249V86L251 87V86H253L254 84H255V87L256 88H262V86L264 87V63L262 64V62H261ZM227 62V63H228ZM253 62V61H252ZM14 63V64H13ZM224 63V62H223ZM226 63V62H225ZM228 63V64H229ZM259 63V64H258ZM23 64V65H22ZM169 64H170V67H169ZM240 64V63H239ZM257 64H258V66H257ZM15 65V66H14ZM261 65V66H260ZM21 66H23V67H21ZM26 66V65H25ZM238 67H239V65H237ZM169 67V68H168ZM259 67H260V69H259ZM18 68V69H17ZM21 68V69H20ZM25 70V71H23V69ZM173 68V69H172ZM255 68V69H256ZM12 69H15V70H12ZM20 69V70H19ZM30 69V71H31V68H29ZM215 70L213 71H211V73H212V75H214V76H216L217 74H218V70H216L217 68H214ZM238 69H240V68H238ZM238 69H236V71L239 73V70ZM251 69V70H252ZM254 69V70H255ZM22 70V71H21ZM242 70V69H241ZM240 70V76H241V74H242V71ZM261 70V71H260ZM20 72V73H18V72ZM30 71H28V73L30 72ZM27 74H25V73ZM217 72V73H216ZM251 72V73H250ZM255 72H257V70L255 71ZM21 73H23V74H21ZM215 73V74H214ZM24 74H25V76H24ZM57 75V76H56ZM169 75V76H170ZM19 76H20V78H19ZM233 75H230V76H228V79H227V76H226V78L225 79H223V83H224V85L226 86V87H229L231 90H233V89H235L236 88V86L237 85H239V82H237L238 81V79L240 78V76H239V78H238V76L236 75L235 76V78H234V76L232 77ZM242 76H243V74H242ZM241 76V77H242ZM263 76V77H262ZM23 77V78H22ZM232 77V78H231ZM237 77V78H236ZM58 78H60V79H58ZM158 79H159V77H157ZM157 78H155V79H153L152 81H153V83H152V81L149 83L148 81V83L149 84H147V85H150L151 83L152 84H154L155 82V84H156V86H155V84L154 85H152V89H153V87L154 88H156L157 90H158V88L157 87H159L158 86V83L160 84V93H162V91L165 89H163V87H165V85L161 82L162 80L161 79H159L160 81L158 82V80H157ZM256 78V79H255ZM258 78V79H257ZM263 78V79H262ZM26 79V80H27ZM237 79V81H235V83H236V85H235V83H234V80H236ZM244 79H245V81H244ZM247 79V80H246ZM260 79V80H259ZM25 80V79H24ZM73 80V79H72ZM157 80V81H156ZM257 81V82H254V81ZM261 80H262V82H261ZM232 81V82H231ZM240 81V80H239ZM250 81V80H249ZM21 82V83H20ZM24 82V81H23ZM158 82V83H157ZM162 84H161V83ZM230 82V83H229ZM253 82H254V84H253ZM238 83V84H237ZM25 84V85H24ZM60 85H61V87H60ZM63 85V86H62ZM146 85V86H147ZM161 85H163V86H161ZM167 85H169L168 83H167ZM228 85V86H227ZM234 85V86H233ZM243 85H245V87H243ZM31 86V87H30ZM70 87H71V85H69ZM145 86V85H144ZM22 87H23V89H24V91H23V89H22ZM25 87V88H24ZM63 87V88H62ZM65 88H64V90H65ZM26 89V90H25ZM31 91H30V90ZM32 89H33V91H32ZM36 89V90H35ZM91 89V88H90ZM89 89V90H90ZM45 90V92H47ZM54 90V91H53ZM154 90V92L155 93H159V90L157 91V90H155V89H153ZM241 90V93L239 92ZM25 91H26V93H25ZM28 91V92H27ZM34 91H37V92H34ZM234 91V90H233ZM236 91V90H235ZM234 91V92H235ZM30 92V93H29ZM53 92H56V93H53ZM75 92H76V94H75ZM248 92V91H247ZM246 92V93H247ZM261 92V93H260ZM260 92H258L259 94H260V98L264 95V93H263V91H260ZM2 93V94H1ZM25 93V94H24ZM36 93V94H35ZM89 93H90V91H89ZM29 94V95H28ZM30 94H32V96L30 95ZM38 94V95H37ZM54 94H56L54 97L56 98H53V95ZM85 94V95H84ZM235 94H236V92H235ZM238 94H236V97H233V98H235V99H237V97H239V95ZM263 94V95H262ZM36 95L37 96H40L41 97V99L39 100L41 103H39V101L37 100L36 102H34L35 100L33 99L34 98V96L36 97ZM46 95H47V93H46ZM49 95H52L51 97H49ZM67 96V94H65L63 91H62V93H61V96L60 97H62V96ZM75 95V96H74ZM157 95H159V94H157ZM57 96V97H56ZM259 96V95H258ZM30 97V98H29ZM82 97V98H83ZM160 97V96H159ZM37 98H39V97H37ZM49 98V99H48ZM52 98V99H51ZM258 98V100H256ZM256 99L255 98H253V100L255 101V102H253L252 101V99H250V101H249V98L246 100V104H245V106L246 107H248V106H250V109H251V111H252V113L255 115V117L257 116V118H255L256 119V122H259V124L258 125H264V117H262V114H263V116H264V101H262L263 99H264V96L262 97V99H260L259 97H257ZM43 99H44V101H43ZM53 99L56 101V100H58L57 102H55V101H53ZM197 98L196 97H194V100H196ZM31 100H33V101H31ZM42 100V101H41ZM45 100H48V102L47 101H45ZM53 101V103H50V102H52ZM30 101V102H29ZM197 101H198V103L196 102V101H192L193 102V104H195V105H198L199 104V102H201L200 100H198L197 99ZM216 101H218V102H216ZM216 101H214L215 102V104H214V102L211 104V103H205L204 105H206L205 107H207V108H211V106H213V104L214 105H217V104H219V99H217ZM256 101H257V103H256ZM260 101H262V102H260ZM6 102V103H5ZM9 102H11V103H9ZM28 104V106L26 105V103ZM38 102V103H37ZM44 102V103H43ZM77 102H76V104L75 105H77ZM235 102V101H234ZM34 103L36 104V105H34ZM46 103V104H45ZM47 103H48V106H47ZM72 103L73 102H71L70 104L72 105ZM262 105V107H261V105ZM4 104V105H3ZM32 104V105H34V106H30V105ZM38 104V105H37ZM40 104V105H39ZM52 104H55V105H52ZM74 104V103H73ZM20 105V106H19ZM77 105V106H78ZM258 105V106H257ZM25 106V107H24ZM29 107V109L27 108V107ZM44 106H45V108H44ZM77 106H73V107H71L70 106V113H69V115H68V119H67V121L65 122V124H67V125H65L64 124V126H66L67 128V130H69L71 133H72V137L71 138H73L75 135H77L78 134V136L80 135V133L81 134H84V135H82L81 137H78V138H83L85 135H86V137H87V139L90 141L91 139H93V141L91 140V142H87V147H89L88 148V150L90 149V147H95V149L98 147L99 148V150H100V152H99V150H97L98 152V154L96 153V151H95V149H94V147H93V150H94V152H95V155H94V153H93V151H92V148H91V150H89V152H90V154L91 155H94V156H96V154L98 155V156H101V155H103V154H105V155H109L110 153L112 154L113 152H114V150H113V152H111L110 151V153L107 151V150H105V153H102V152H104V151H101V148L103 147V149L105 148V147H107L108 148V146L110 145V143H109V145H107L108 143L105 141V140H109V142L110 141H112V143L113 142H117V141H120V133L118 132L119 130H117V132L115 131V130H112L113 131V134H112V131H106V130H103L100 126H102L101 124H100V121L99 122H96V117H98V119H97V121L99 120V116L98 115H96V117H93V116H95V115H93V114H91V113H89V111L91 110V109H88L87 111L88 112H85L86 110V106H85V108H84V110H83V108H82V110H83V112L82 111H80L79 110V107H77ZM260 106V107H259ZM34 107V108H33ZM48 107V108H47ZM52 107H55V109L53 108V110H52ZM77 109V110H79V111H75L74 109L75 108ZM81 107H83V105H81L80 106V108ZM252 107V108H251ZM5 108V110H3V109ZM7 108H8V106H7ZM31 108V109H30ZM71 108L74 110H72L71 111ZM1 109H2V112H1ZM11 109V108H10ZM25 109H26V111H27V109L28 110H30V111H28L29 112V114L27 113L26 114V111H25ZM247 109V108H246ZM250 109H247V110H249L250 111ZM255 109L256 110H258V112L257 111H255ZM260 109V110H259ZM262 109V110H261ZM232 110H234V109H232ZM13 111H15V110H13ZM39 111V112H38ZM56 111V110H55ZM259 111H261V112H263V113H260ZM53 112V113H52ZM226 112V113H225ZM228 112H229V114H228ZM38 113L39 114H41V115H38ZM43 113V114H42ZM86 113H88V115H89V117H91V119L87 116V114ZM223 113V114H222ZM221 113V115L220 116H218V118H217V125H220L222 122L224 123L225 122V119H227L228 118V120H233V118L234 117H237V115L238 114H236V112L235 111H223ZM233 113H235L234 114V117H233V115L232 114ZM256 113V114H255ZM90 114H91V116H90ZM227 114V115H226ZM252 114V115H253ZM258 114V115H257ZM225 115H226V117H225ZM4 117V116H3ZM38 117V118H37ZM52 117V116H51ZM220 117V118H219ZM231 117H233L232 119H230ZM260 117H262V118H260ZM42 118V119H41ZM239 118H241L240 116L238 117V120H239ZM30 119H31V117H30ZM38 119V120H37ZM46 120V121H45ZM94 120H95V122L96 123H98V124H100L99 125V127L97 126V124L94 122ZM224 120V121H223ZM37 121V122H36ZM49 121V122H48ZM47 122V123H46ZM54 122H56L55 120H54ZM219 122H221L220 124H219ZM29 123V124H30ZM34 123H35V125H34ZM40 123V124H39ZM46 123V124H45ZM48 124V126H46ZM50 124V125H49ZM53 124V123H52ZM55 124V123H54ZM57 124V123H56ZM21 125V126H20ZM38 125V126H37ZM40 125H42L44 128H42V126H40ZM92 125V126H91ZM23 126V128L24 129H21L20 127H22ZM35 126V127H34ZM46 126V127H45ZM247 125H245V127H244V130L247 132V133H249V134H255L253 137H254V139L256 138V136H258L257 134L259 133V131H254L252 128H250L249 126H247ZM20 129H19V128ZM58 127V126H57ZM69 127V128H68ZM99 128V130H102V133H101V131H99V130H97L98 128ZM4 128H6V129H4ZM16 128H18V129H16ZM31 128V129H30ZM33 128V129H32ZM35 128V129H34ZM249 128V129H248ZM262 128V127H261ZM26 129V130H25ZM56 129V128H55ZM71 129V130H70ZM16 130V131H15ZM37 130H41L40 132L39 131H37ZM252 130V131H251ZM263 131H264V127H263V129H262ZM261 130V131H262ZM4 131H5V133H4ZM18 131V132H17ZM20 131H22V132H20ZM30 131V132H29ZM76 131H77V133H76ZM106 131V132H105ZM43 132V131H42ZM42 132H41V134L40 135H42ZM116 132V133H115ZM255 132V133H254ZM258 132V133H257ZM27 133V132H26ZM101 133V134H100ZM107 133V134H106ZM119 133V134H118ZM257 133V134H256ZM261 133V132H260ZM264 133V132H263ZM262 133V135H260L259 137H257L255 140H257V142L258 143H256V146H255V140H254V142L253 143H248L247 145H246V148L245 149H247L246 151L247 152H250V153H252V154H254V156H258V157H260L261 159H262V161H264V134ZM2 134V135H1ZM17 134H19L18 136H17ZM103 134V135H102ZM117 136H116V135ZM164 134V133H163ZM20 135H22L21 137H20ZM102 135V137H101V139H98L100 136ZM164 135H165V137H164ZM163 135V138H166V139H163V143H165L164 145H165V148H166V151H165V149H164V152H165V154H166V152L168 153V147H169V145L170 146H173V145H171V144H175V142L177 141V138L175 137L174 138V135L173 134H171V132L169 133V131H166L165 132V134ZM16 136V137H15ZM97 136V137H96ZM108 136V137H107ZM111 136V137H110ZM194 136L195 137H193V139H196V135L194 134ZM86 137H84L85 138V141H86ZM104 137V138H103ZM260 137H262V142L259 140L260 139ZM75 138V137H74ZM73 138V139H74ZM83 138V139H84ZM108 138V139H107ZM110 138V139H109ZM198 138H200L199 136H197V139L196 140H198ZM2 139V140H1ZM17 139V140H16ZM72 139V140H73ZM75 139H77V138H75ZM97 139V140H96ZM119 139V140H118ZM71 140V141H72ZM102 140H104V141H102ZM98 143H97V142ZM99 141H100V145H99ZM103 142H105L106 143V145H104L103 144ZM259 142H261V144L259 143ZM68 143V142H67ZM73 143V142H72ZM89 143V144H88ZM93 144V146H92V144ZM95 143H97L98 145L96 146V144ZM170 143V144H169ZM68 144H70V142L68 143ZM166 144H167V146H166ZM252 144V145H251ZM6 145H8V146H6ZM251 145V146H250ZM258 146V147H257ZM248 147V148H247ZM261 147V148H260ZM28 148H30L31 149V146L30 147H28ZM27 148V149H28ZM97 148V149H98ZM131 148H133V147H131ZM131 148L129 149V150H131ZM136 147H134V152H132L133 150H131V151H127L128 152V154L127 155H129V156H127L126 155V153H124L125 155H121V154H119V153H117L116 154V151L114 152V154H115V156L113 155H111L110 154V156H112V157H117V156H120V157H117V158H114V159H112L110 156H108V157H110V159H112L113 161L114 160H116V163H115V161L113 162V161H111L109 158H103V160H102V162L101 161H98L99 162V164H97V165H99L98 166V171L100 170L101 171V173H102V177L104 178V179H102L104 182H103V184H105V187L107 188L108 186V188L107 189H109V190H107L106 191V188H105V193H107V195H108V193L110 194L112 191H113V197H114V199H115V202L114 201H112V200H110V195H109V198H107L106 196H102L101 198H100V196L101 195H99V194H102V193H104V189L103 190H101V191H99L97 188H93V184H92V182L90 181H86V183H88V185L86 184V185H84V184H82V185H80V184H77V183H75V184H77V185H79V186H83L82 188L81 187H78V186H76L74 183H73V181H75V182H78L79 183V180L78 181H76V179H73V180H71L72 181V183H71V181H68L69 182V184L71 185H69L68 184V186H67V183L64 181V183H62L63 185H65V188L66 189H70L69 191L71 192L70 193V196H68L67 194H65V196L67 195V198L64 196V194L62 195V194H59L58 192L56 193V190L54 189V191H52L51 190V188H50V186H46V188H47V190H45V191H50L51 192V194H46V193H38L39 192V190L42 192V190L44 189L43 187L45 186V185H41L39 182L37 183V181L35 182V180H33L32 178H34L35 177V175L36 174H38V173H40V171H41V173L40 174H44V172H45V170H43V167H44V165L46 166V171H47V173H49L50 172V170H52V169H54V168H50V167H52L50 164L52 163V162H56V164L58 163V164H60V163H62V160H64V159H66V157H68L69 155H67L68 153L70 154L71 153V151L70 150H68V151H70V152H68V151H65V153L66 152H68V153H66V154H64V152H62V153H60V155L64 158H62L60 155H58V156H60L59 157V160L57 159V157H53L52 159V161L51 160H47V162L48 161H50V164L48 163V165H46V163H44L43 161H44V157H42V155H40L39 156V154L38 153H40V152H38V153H36L34 156H33V154L35 153L34 151H30L29 149V151L28 150H26V152L22 155V158H20V162H22L21 164H22V166L20 167L16 162L18 161V160H16V162L13 160V159H11V158H9L10 160H9V163L8 162H6L7 160H8V158L6 157V161L4 160V166H6V168H8L9 167V169L10 168H12V166H13V168L11 169V170H9V169H6L5 171H1L2 173H0L1 174V176L2 175H4V177H5V175H6V177L5 178H8L9 177V175H10V173L11 174H14V175H16V177H14V175H13V179L11 180L10 178H8V179H5V178H3V176H2V178H3V183H1L0 184V240H2L1 242H0V262L2 261H4L5 262V264H18V262H19V254L18 253H20L21 251H23V252H26L28 255H30L31 257H32V255L35 253L34 251H36V250H41V252L40 251H38L37 252V255H36V253L33 255V259H34V264L38 261L39 262V258H40V260H42L41 258H43L44 260L43 261H41V263H38L37 262V264H67V262H69L70 264H72V263H77V264H80V262L82 263L83 262V260L82 259H84L86 256H88L89 257V255H87L86 253H88V252H86V253H83L82 251L80 252V250H78L79 252H77V248H79V245H80V243H85L86 244V242H87V245L88 246H90V248L92 249V254H94V257L90 254L91 252H89V254L91 255V258H93V259H91L90 258V260H89V258H88V260L90 261H88V263H91L92 262V260H93V263L94 264H104V263H106L105 261V257H104V255H109V260H107V263L108 264H124V262H125V264H137V261H138V258H139V263L138 264H147L148 262V264H152V263H155V262H157V263H160V264H229L228 263V259H229V257H227V255H224V254H226V253H229V252H231V253H236V254H238L239 255V257H237V255L236 254H234V255H231V253H229L230 254V256H232L233 257V259H234V257H235V255H236V257H237V259L238 260H240V261H238L236 258H235V261L233 262H230V260H229V262H230V264L232 263V264H241L240 262H242V264L244 263L243 262V260L244 261H247V262H245V263H247L248 264V262H249V264H255L254 262L255 261H253V260H256V262H257V259H258V262H257V264H264V252H262V251H264V248H262V245L261 244H259V242L261 241V242H263V240H261L262 239V237H264L263 236V234H264V232L262 233V236H256L255 237V234L253 235L252 234V232H256V230H257V227H258V229H259V225H260V223L263 221L264 222V220H262L260 223H258L259 221L258 220H261V219H257V223H255L254 221H252L251 223H253V225L255 226H253L254 227V230H253V228H252V230L249 228V227H252V224L250 223V222H248L247 223V226H249L246 230H248L250 233V235L252 236V237H254L255 238V240H253V242H252V237L250 236V235H246L247 237L248 236H250L251 238V240L250 239H247V240H250L249 242H250V244H248V245H250L249 247L246 245V247H248V249H255V247H257V250H259L260 249V245H261V249H260V257L259 256H257V257H254V259H252V257L251 256H248V257H243L242 255H244L245 253H243L242 255H240L242 252H239L238 253V251H234L233 250V247H235V246H237V244L238 243H236V242H232V240H229V239H227V238H225L223 235L224 234H221V236H219L218 235V237H220V239L221 240H219V238L217 237V236H215V233H217V234H220V228H225V224L224 225H221L222 227H220L219 228V230H217L216 229V231L217 232H215V233H212L213 231H212V229H211V231H209L208 230V227H210L208 224L209 223H206V218H205V216H204V218L203 217H201L202 216V210H205L207 207H208V205H209V207H210V205L212 206V204H213V195L211 196L210 194H204V193H202L201 192V190H198V189H202V187L200 186V183H201V185H202V183L204 184V183H206L205 182V179H203V178H197V180L195 179V177H191L190 175H188V174H186V175H188V176H190V177H185V176H183L182 178H183V183L184 182H186V183H180L179 182V180H182V179H174L173 178V180H172V177H170V176H172L173 175V171H172V168H171V166L169 165H167V164H165V167H169V170H170V172H168V170H167V168H165L163 165L164 164H160V162L155 158V160H153L154 158H152L150 155H148V156H146L147 154H145L144 152H142L141 150H139L138 148H136ZM258 148H260V149H258ZM7 151H6V150ZM32 150V149H31ZM136 150V151H135ZM261 150V151H260ZM139 151V152H138ZM254 151V152H253ZM5 152V153H4ZM31 152H33V153H31ZM107 152L109 153V154H107ZM140 152L142 153L141 154V156H140ZM256 152V153H255ZM4 153V154H3ZM32 155H31V154ZM130 153V154H129ZM3 154V155H2ZM27 154H29V155H27ZM62 154H64V155H66V157L64 156V155H62ZM184 155H187V154H184ZM243 156H244V154H242ZM33 156V157H32ZM36 156V157H35ZM107 156H104V157H107ZM122 156H123V158H122ZM134 156V157H133ZM182 156H183V154H182ZM182 156H180L181 158H182ZM242 156V158H241V156H238L237 158H239V164L240 165H244V164H248L249 163V161H248V159L249 158H247L246 156H245V158ZM262 156V157H261ZM38 157V158H37ZM43 158V159H41L40 160V158ZM139 157V158H138ZM151 159H150V158ZM184 157V156H183ZM60 158H61V160H60ZM121 158V159H120ZM189 159L188 161L191 163L192 161V167H194V170H195V168H196V170H197V168H198V170H199V172L201 171L200 169H202L203 168V170L204 169H206V171L204 172L205 174H207V173H209L210 174V172H211V170L209 169H207V168H205V167H202L201 166V168H200V165L198 164V163H196L195 161H194V159H193V157H191V156H189V158H188V156H186V157H184L183 159H185V160H187V159ZM191 158V159H190ZM244 158V159H243ZM132 159V160H131ZM193 159V160H192ZM12 160L16 163H12ZM109 161V162H107L106 163V161ZM156 160H157V162H156ZM192 160V161H191ZM244 160V161H243ZM58 161V162H57ZM60 161V162H59ZM184 161V160H183ZM12 163V166L10 167V165H11V163ZM20 162H18L19 164H20ZM46 162V161H45ZM184 162H186V161H184ZM189 162H186L185 164L186 165H188V164H190ZM54 163H53V166H55L54 165ZM104 163H106V164H104ZM108 163H110V165L108 164ZM113 163V164H112ZM127 163V164H126ZM156 165H155V164ZM188 163V164H187ZM6 164V165H5ZM7 164H9L8 166H7ZM14 164V165H13ZM128 164H130L131 166H129ZM134 164V165H133ZM16 165V166H15ZM35 165V166H34ZM39 165L41 166L40 168L43 170H39L40 168H39ZM161 167H159V166ZM19 166V167H18ZM31 166V167H30ZM33 166V167H32ZM56 166H58V165H56ZM56 166H55V168H56ZM103 166V167H102ZM111 166V167H110ZM129 166V167H128ZM158 166V167H157ZM197 166H199V167H197ZM18 167V168H17ZM102 167V168H101ZM132 167V168H131ZM31 168V169H30ZM33 168H34V170H36V169H38L37 171H34L33 170ZM100 168V169H99ZM114 168H117V169H115V170H117L118 171V173H119V171H120V173H119V175L118 174H109L110 172H112V170H114ZM131 168V169H130ZM3 169H4V167H3ZM16 169V170H15ZM2 170V169H1ZM20 170V171H19ZM24 170V171H23ZM109 170H111V171H109ZM114 170V171H115ZM197 170V171H198ZM202 170V171H203ZM8 171L10 172L9 174H8ZM27 171V172H26ZM32 171V172H31ZM99 171V172H100ZM107 171V172H106ZM109 171V172H108ZM113 171V172H114ZM5 174H4V173ZM17 172V173H16ZM43 172V173H42ZM24 173V174H23ZM28 173V174H27ZM31 175H30V174ZM46 173V174H47ZM100 173V174H101ZM109 175H108V174ZM115 173H117V172H115ZM170 173V174H169ZM18 174V175H17ZM34 174V175H33ZM108 175L109 176V178L110 179H108V176H106V175ZM121 174V175H120ZM7 175H8V177H7ZM25 175H26V178H25ZM28 175V176H27ZM110 175H112V177L110 176ZM118 175V176H117ZM170 175V176H169ZM24 177V178H22V177ZM31 176V178L29 179L28 177H30ZM33 176V177H32ZM104 176H106V177H104ZM114 176L117 178V177H121V179L119 178V181H121L120 183H119V181H118V178H117V180H116V178H114ZM20 178V179H19ZM110 182V180L113 182V183H115L116 181V183H115V186H116V188L117 189H121L122 188V185H123V188H122V190H120V193H119V190H117L116 188H115V186L114 187H111V186H113L112 185V183L110 182H108V181H106V179ZM171 178V179H170ZM184 178L186 179L187 178V181H184ZM189 178V179H188ZM192 178V179H191ZM15 179H16V181L18 180V181H20V187H19V192H18V190H13L14 188H13V186L15 187V185H13V183L11 184L10 182L11 181H14L15 182ZM24 179H25V181H24ZM113 179L115 180V181H113ZM130 179V180H129ZM134 179V180H133ZM169 179V180H168ZM4 180H5V182H4ZM7 180V181H6ZM201 180H202V182H201ZM27 181V182H26ZM82 181V180H81ZM132 181H136V182H132ZM169 181V182H168ZM170 181H172L171 183L173 184V186L170 184ZM176 181V182H175ZM24 182V183H23ZM62 182H63V180H62ZM83 182H85V181H83ZM128 182V183H127ZM130 182H132V184H134V185H132ZM182 182V181H181ZM22 183V184H21ZM30 183V184H29ZM32 183V184H31ZM33 183H36V184H33ZM66 183V184H65ZM89 183H91L90 185H89ZM109 183V185L107 186L106 184H108ZM135 183H136V185H137V187H135L136 185H135ZM175 183H177V184H175ZM180 183V184H179ZM199 183V184H198ZM14 184H16V183H14ZM24 184H28L29 185V187H27V186H25ZM38 184V185H37ZM60 184H61V180H60ZM72 184H73V186H72ZM110 184H111V186H110ZM117 184V185H116ZM120 184H121V186H120ZM132 185V186H130V185ZM139 184V185H138ZM169 184H170V186H169ZM186 184V185H185ZM12 187H11V186ZM22 185V186H21ZM35 185H37V186H35V187H37V189H34L35 187L34 186ZM62 185V186H63ZM93 185V186H92ZM186 186V187H184V186ZM188 185V186H187ZM31 186V187H30ZM74 186H76V188L74 187ZM87 186H89V187H91L92 189H93V194H92V189L91 188H89V187H87ZM126 186V187H125ZM172 186V187H171ZM176 186V188H174ZM11 187V188H10ZM32 187H34V188H32ZM41 187V189H39V188ZM50 189H49V188ZM69 187H71L72 188V190H71V188H69ZM74 187V188H73ZM110 187L112 188L111 190H110ZM126 188V190H125V188ZM170 187V188H169ZM180 187H181V189H182V187L183 188H189L187 191L189 192V190H190V192L188 193L187 192V196H185V198H184V200H180V201H178V200H176V202H174V203H178V204H174V203H172L173 201H175V197L174 196H176L175 195V193H177V191H179V189H180ZM17 188V187H16ZM34 189V190H32V191H30L29 189ZM80 188L82 189V190H84V191H81L80 190ZM114 188V189H113ZM14 191V193L17 195V196H14V198H13V195L12 194H14L13 192H12V190ZM23 189V190H22ZM39 189V190H38ZM76 189V190H75ZM95 189L97 190L96 191V195L98 194L99 195V197H96L95 198ZM175 189V192L173 191ZM178 189V190H177ZM180 189V190H181ZM11 190V191H10ZM25 190V191H24ZM35 190H36V192L38 193H35ZM91 192H89V191ZM116 190V191H115ZM177 190V191H176ZM195 190V191H194ZM4 191V192H3ZM23 191V192H22ZM44 191V190H43ZM89 192V194L88 193H85V192ZM121 191H122V193H121ZM126 191V192H125ZM192 191H194V192H192ZM10 192V193H9ZM75 192V193H74ZM98 192V193H97ZM102 192V193H101ZM125 192V193H124ZM180 192V191H179ZM178 192V193H179ZM196 192V193H195ZM3 193H5L4 194V196H3ZM21 193V194H20ZM29 193V194H28ZM32 193H35V194H32ZM83 193V194H82ZM105 193H104V195H105ZM120 194V195H122V196H120V197H122L123 198V200L125 199V202H127V207L129 208L130 207V205H132L131 207H134V208H131L130 207V209H129V211H133L134 212V214H135V210L137 211V216H138V214H139V217H140V219H141V221H140V219L139 220H137V222H142V223H137V222H134V224H133V222L131 221L132 219H130V218H128L127 217V215H126V213H121V215H120V212H119V214H118V212H114V211H116V210H114V206H116L115 204L117 203V197H118V195H116V194ZM173 193V194H172ZM202 193V194H201ZM8 194H11V200H14V201H11L10 202V205L8 204H6V196L8 195ZM14 194V195H15ZM33 195V196H31V195ZM37 194V195H36ZM42 195L41 196V198L40 199H42V201H39L40 199H39V197H40V195ZM55 194H57V196L55 195ZM59 194V195H58ZM114 194H115V196H117L116 198H115V196H114ZM125 194H127V196L125 195ZM203 194H204V196H203ZM39 195V196H38ZM51 197H50V196ZM75 195V196H74ZM93 195H95L94 197H93ZM97 195V196H98ZM103 195V194H102ZM124 195H125V197L126 198H128L127 200H129V201H127L126 200V198L124 197ZM172 195H174L173 197H172ZM178 195V194H177ZM200 195H202L203 197H204V199L202 198V196L200 197ZM208 197V195H209V197H208V199H207V197ZM2 196H3V198H2ZM37 196V197H36ZM49 196V197H48ZM59 196H60V198H59ZM72 196H74V197H72ZM88 196H89V198H88ZM112 196V195H111ZM149 198H148V197ZM190 196V197H189ZM210 196H211V201L209 200L210 199ZM16 197V198H15ZM54 198L55 197V199H54V201H55V203L53 202V199H51V198ZM57 197H58V199H60V200H56L57 199ZM76 197V198H75ZM104 197V198H103ZM177 197V196H176ZM45 198V199H44ZM63 198V199H62ZM92 198V199H91ZM139 198H140V200H139ZM151 198V199H150ZM170 198H172V199H170ZM173 198H174V200H173ZM34 199H35V201L37 200V199H39V200H37L36 202L34 201ZM70 199H72V200H70ZM76 199V200H75ZM85 199V200H84ZM113 199V198H112ZM163 201H162V200ZM169 199V200H168ZM177 199V198H176ZM187 199V200H186ZM62 200H64V201H62ZM68 200H70L69 202H67ZM95 202H94V201ZM97 200H100V201H97ZM105 202H104V201ZM142 200H143V203H142ZM149 200V201H148ZM153 200H154V203H153ZM165 200H167V201H169V202H167V201H165ZM172 200V201H171ZM48 201V202H47ZM50 201V202H49ZM55 204V205H52L53 203ZM59 203H58V202ZM83 201V202H82ZM91 202V203H88V202ZM110 202V204L109 203H107V202ZM112 201V202H111ZM159 201V202H158ZM160 201H162V202H160ZM35 202V203H34ZM41 202V203H40ZM46 204V202H47V206H43V204L44 203ZM57 202V203H56ZM63 202L65 203L66 202V204L68 203V206H69V208H70V205H71V209H70V211H72L71 212V215L69 216L70 218L72 217V214L75 216V214H76V216H75V218L76 217H78L79 216V219H80V217L82 216L84 219H80L79 221H80V223L81 224H79V223H77V220H78V218H76L77 220H76V223H75V221H73L72 220V218H74V216L70 219L74 224L73 225H71L70 223L71 222H68L69 223V225L70 226H75V224H79L78 226L76 225V227L75 228H78V229H75V228H73L72 229V231H71V229L70 230H68V231H70V232H63L64 230H65V228L67 227L68 228V226L69 225H66V227L64 228L63 226L65 225L64 223H62V227L63 228H61V226H55V225H61V222L60 221H62V220H64L65 221V217H62V214L60 213V212H58L59 210L58 209H56V206H58L59 204H63ZM101 202V203H100ZM102 202H104V204H107L108 205V207L110 208V206H111V208L113 209V212H109V214H111V215H108V210H107V205H105L106 206V208L105 209H103V208H101V204L103 205V203ZM139 202H140V204L141 205H139ZM151 202V203H150ZM164 202H166L167 204H166V206L169 204V206H164V208L165 209H167V211L165 212V210L162 212L161 211V209H164L163 207H162V204L164 203ZM179 202H181L180 204H179ZM228 202V201H227ZM227 202H226V204H227ZM34 203V204H33ZM37 203V204H36ZM49 203H51V204H49ZM98 203V204H97ZM128 203H129V205H128ZM160 203H161V207H160ZM187 203V204H186ZM196 203V204H195ZM201 203V204H200ZM207 203H208V205H207ZM212 203V204H211ZM7 206H6V205ZM100 204V205H99ZM137 204V205H136ZM182 204V205H181ZM186 206H185V205ZM193 204V205H192ZM228 204H229V202H228ZM34 205V206H33ZM41 205H42V208H41ZM92 205V206H91ZM114 205V206H113ZM148 205V206H147ZM158 205V206H157ZM181 205V206H180ZM184 205V206H183ZM196 205V206H195ZM207 207H206V206ZM138 206H142V207H140V208H138ZM145 208H144V207ZM153 206V207H152ZM7 207H10V208H7ZM39 207V208H38ZM174 207V208H173ZM176 207V208H175ZM182 207V208H181ZM200 207V208H199ZM204 207H206V208H204ZM208 207V208H209ZM110 208V211H112V209ZM144 208V209H143ZM159 208H161V209H159ZM173 208V209H172ZM180 208L181 209H183V210H185V208H191V209H193L194 211H196V212H199V216H197V218L199 219V217H200V219L198 220H195V221H197L196 223L198 224V225H202V226H198L197 224L196 225H194V226H192V225H187V223H188V221L187 220H185V214H182V216L181 215H179L180 213H179V211H180ZM207 208V209H208ZM33 209H34V211H33ZM36 209V210H35ZM37 209H38V211H37ZM51 209V210H50ZM52 209H53V211H52ZM56 209V210H55ZM138 209H140V211H138ZM200 209H202V210H200ZM9 210V211H8ZM40 210H42V212H39ZM50 210V211H49ZM55 210V211H54ZM169 210V211H168ZM171 210V211H170ZM177 210H179V211H177ZM48 211V212H47ZM105 211V212H104ZM106 211H107V213H106ZM176 211V212H175ZM39 212V213H38ZM101 212V213H100ZM132 212V213H133ZM141 212V213H140ZM165 212V213H164ZM201 212V213H200ZM222 212H224V213H222ZM51 213V214H50ZM55 213V214H54ZM57 213H59V214H61L60 215V217H59V214L57 215ZM104 213V214H103ZM175 213V214H174ZM41 214V215H40ZM83 214V215H82ZM158 214V215H157ZM224 214H225V211H220V216L221 217H223L224 216ZM81 215V216H80ZM110 217H108V216ZM113 215V216H112ZM119 215V216H118ZM123 215V216H122ZM126 215V216H125ZM131 215V214H130ZM130 215L128 214V216L130 217ZM141 215V216H140ZM165 215V216H164ZM174 215H175V217H174ZM41 216V217H40ZM47 216L49 217V218H47ZM104 216H107V217H104ZM158 216V217H157ZM160 216V217H159ZM163 216V217H162ZM55 217V218H54ZM69 217H68V219H69ZM167 217H168V219H167ZM174 217V218H173ZM178 217H181V218H179L178 219ZM184 217V218H183ZM46 218V219H45ZM54 218V219H53ZM61 218V219H60ZM107 218V219H106ZM109 218V219H108ZM117 218V219H116ZM183 218V219H182ZM49 219V220H48ZM57 219H60V220H58V222L56 221ZM66 219H67V217H66ZM127 219H129V222H127ZM172 219V220H171ZM175 219V220H174ZM182 219V220H181ZM204 219V221H202L201 222V220H203ZM46 222H45V221ZM50 222L49 224H48V221ZM51 220V221H50ZM53 220V221H52ZM75 220V219H74ZM174 220V221H173ZM179 220H181V221H179ZM37 221V222H36ZM63 221V222H64ZM66 221H69V220H66ZM65 221V222H66ZM163 221V222H162ZM35 222V223H34ZM41 222H45L46 223V225H49V226H46L48 229H50L51 230V228H52V225L53 226H55V227H57V228H55V227H53V229L54 230H58V228H59V230H60V228H61V232L59 231V232H57V231H55V233H53L55 236L53 237V234L51 233V232H54V230L52 229V231H50V233H48L49 232V230L47 231L46 229L47 228H42V227H40V226H37V225H39ZM54 222V223H53ZM59 222H60V224H59ZM82 222H84V224H82ZM132 224H131V223ZM169 222V223H168ZM182 222V223H181ZM202 224H201V223ZM231 223L233 222V224H228V228H231V229H229V230H231V231H233V232H236V230L238 229L237 227H238V224H237V221H233V220H231L230 221ZM236 222V223H235ZM13 223V224H12ZM38 223V224H37ZM53 223V224H52ZM56 223V224H55ZM67 222H66V224H68ZM127 223V224H126ZM146 223V224H149V225H147V226H145L144 224ZM154 223V224H153ZM162 223V224H161ZM166 223V225H164V224ZM168 223V224H167ZM170 223H172V225L170 224ZM200 223V224H199ZM205 223V224H204ZM255 223V224H254ZM37 224V225H36ZM64 224V225H63ZM139 224H141V226L139 227L138 225ZM156 224V225H155ZM174 224V225H173ZM190 224V223H189ZM207 224V225H206ZM235 224V226H233ZM237 224V225H236ZM258 224V225H257ZM261 224H263V227H264V223H261ZM12 225H13V228H12ZM34 225H36V226H34ZM132 225V226H131ZM152 227H151V226ZM157 225H162V229H160V230H162V234L164 235V236H161L162 234H161V231H158V232H160V235H159V233H157L156 232V229H154L153 230V226H157ZM168 225V226H167ZM174 226L173 227V230H174V232L173 231H168V229H169V226ZM186 225L188 226V227H186ZM205 225H206V227H207V229H206V227H205ZM251 225V226H250ZM256 225H257V227H256ZM30 226V227H29ZM50 226H51V228H50ZM69 226V227H70ZM107 226V227H106ZM126 226V227H125ZM129 226H130V228H129ZM137 226V227H136ZM143 226V227H142ZM145 226V227H144ZM165 226H167L168 227V229L167 230H163V227H165ZM170 226V228H172ZM183 226V227H182ZM195 227L196 226V229H193L192 227ZM22 229L23 228V230L25 231V232H27V234H26V236H27V239H26V236H25V239H24V242H23V240L21 239V238H18L19 236H20V232L18 233L17 231H19V229L20 228ZM26 227V228H25ZM32 227V228H31ZM36 227H38L37 229H38V231H36L34 228H36ZM39 227L41 228V229H39ZM94 227H95V229H94ZM104 227V228H103ZM140 229H139V228ZM176 227V228H175ZM199 227V228H198ZM202 227H203V229H202ZM234 229H233V228ZM261 228H263L262 227V225L260 226ZM18 230H17V229ZM99 228H100V230H101V228L103 229V230H105V231H103V234H105V235H103L102 233H100V232H98L99 231ZM106 228V229H105ZM109 228V229H108ZM136 228V229H135ZM138 228V229H137ZM146 228V229H145ZM237 228V229H236ZM17 230V231H15V230ZM20 229V230H21ZM69 229V228H68ZM130 229H131V232H130ZM179 229V230H178ZM181 229H182V231H181ZM198 229V230H197ZM205 229L206 230H208V231H205ZM236 229V230H235ZM250 229V230H249ZM97 230V231H96ZM106 230H108L107 232H106ZM133 230H135V231H133ZM143 230V231H142ZM151 230V232H149ZM172 230V229H171ZM176 230V231H175ZM197 230V231H196ZM200 230V231H199ZM213 230H215L214 228H213ZM42 231H43V233H44V231H46L47 232V234H49V235H47L46 233H42ZM110 231V232H109ZM129 231V232H128ZM141 231L142 232H144V234L146 235V236H148V238H149V241H152L151 243H152V245H150V246H152V248L153 249H151V248H149L148 250H151V251H148L145 247H143V246H145V245H143V244H145V242L144 241H142L141 240V238H136L135 237V234H136V232L137 233H141ZM196 231V232H195ZM202 231V232H201ZM247 231V232H248ZM259 231L260 232H256V235H258L259 233H260V235H261V231H262V229H259ZM264 231V230H263ZM17 232V233H16ZM40 232H41V234H40ZM57 232V233H56ZM106 232V233H105ZM112 232V233H111ZM128 232V233H127ZM134 233V234H131V233ZM147 232V233H146ZM149 232V233H148ZM165 232V233H164ZM170 232V233H169ZM176 235L177 233V238H176V236L175 235H173V233ZM184 232V233H183ZM195 232V233H194ZM209 234H211V235H213V237L210 235H208V233ZM100 233L101 234V236L100 235H98V234ZM115 233H117V234H115ZM151 233V234H150ZM153 233H155V234H153ZM181 233H182V235H181ZM19 234V235H18ZM111 234V235H110ZM112 234H113V236H112ZM168 234V235H167ZM179 234H180V236H179ZM216 234V235H217ZM247 234V233H246ZM18 235V236H17ZM22 235V234H21ZM58 235H60V236H58ZM110 235V236H109ZM115 235V236H114ZM131 235H132V237L133 238H131ZM149 235H150V237H149ZM154 235V237H151V236H153ZM185 235H186V238H185ZM5 236V237H4ZM23 236V235H22ZM120 238H122V240H124V241H122V240H120L119 239V237ZM127 236V237H126ZM175 236V237H174ZM245 236V237H246ZM21 237V236H20ZM60 239H59V238ZM61 237H62V239H61ZM113 237V238H112ZM126 237V239H129V240H126V239H124ZM169 237V238H168ZM173 237V238H172ZM180 239H179V238ZM214 237H217V240H215V238ZM222 237V238H221ZM260 237H261V239H260ZM24 238V237H23ZM57 238V239H56ZM135 238V239H134ZM156 240H155V239ZM167 238H168V240H167ZM174 238H175V242H174ZM197 238V239H196ZM211 238V239H210ZM259 238V239H258ZM10 239V240H9ZM15 239H17L16 240V242H17V244H16V242L15 241H13V240H15ZM116 239V240H115ZM118 239V240H117ZM164 240V242H163V240ZM172 239V241H170ZM223 239H225V240H223ZM6 240H7V242H6ZM19 240L21 241V243H22V245H20L19 243ZM30 240H32L34 243H32V241L30 242V243H32V247H28V246H31V244L30 245H28V241H30ZM34 240H36V241H34ZM126 240V241H125ZM215 240V241H214ZM229 240V241H228ZM244 240V239H243ZM9 241V242H8ZM12 241V242H11ZM58 241H60V242H58ZM83 241V242H82ZM90 241V242H89ZM157 243H156V242ZM160 243H159V242ZM170 241V242H169ZM228 243H227V242ZM231 241V242H230ZM246 241H244L245 243H246ZM112 242V244H110ZM116 242H117V244H116ZM118 242H120V243H118ZM162 242V243H161ZM238 242V241H237ZM258 244L257 246H255L256 245V243ZM15 243V244H14ZM79 243V244H78ZM88 243H90V244H88ZM213 243H214V245L215 246H213ZM222 243V244H221ZM230 243V244H229ZM6 244L7 245H9L8 247H6ZM11 244H13L14 245V247H12L13 245H11ZM52 244H55V245H52ZM77 244V245H76ZM116 244V245H115ZM118 244H119V246H118ZM123 244V245H122ZM164 246H162V245ZM212 244V245H211ZM218 244H220V245H218ZM228 244H229V246H228ZM232 244H234V245H232ZM254 245V246H252V245ZM28 245V246H27ZM39 245V246H38ZM61 245V246H60ZM76 245V246H75ZM111 245V246H110ZM141 245V246H140ZM154 245H157V246H154ZM232 245V246H231ZM22 246V248L20 249V247ZM26 246V247H25ZM37 248H36V247ZM72 246V247H71ZM116 246V249H117V251H116V249L114 248ZM141 248H140V247ZM149 246V247H150ZM154 246V247H153ZM159 246V247H158ZM213 246V247H212ZM224 246V247H223ZM226 246V247H225ZM231 246V247H230ZM12 247V248H11ZM34 247V248H33ZM39 247V248H38ZM41 247V248H40ZM46 247H48V248H46ZM74 247V248H73ZM77 247V248H76ZM95 247V248H94ZM97 247V248H96ZM109 249H108V248ZM111 247H112V249H111ZM120 247V248H119ZM155 247H156V249H155ZM161 247V248H160ZM218 247V248H217ZM253 247V248H252ZM259 247V248H258ZM263 247H264V244H263ZM8 248V249H7ZM10 248V249H9ZM15 248H17V249H15ZM25 248V249H24ZM27 248V249H26ZM29 248V249H28ZM51 248V249H50ZM60 248V249H59ZM89 248V247H88ZM144 248H145V250H144ZM169 248V249H168ZM217 248V249H216ZM228 248V249H227ZM20 249V250H19ZM33 249V250H32ZM35 249V250H34ZM56 251H55V250ZM90 249V250H91ZM96 249V250H95ZM101 249V250H100ZM105 249V250H104ZM110 249H111V251H110ZM115 249V250H114ZM166 249V250H165ZM214 249H216V251L214 250ZM67 250H69V251H71V252H69V251H67ZM73 250V251H72ZM102 250H103V252H102ZM152 250H154L155 252H152ZM165 252H164V251ZM169 250V251H168ZM227 250H228V252H227ZM53 251V252H52ZM67 252V253H65V252ZM93 251H94V253H93ZM100 251V252H99ZM107 253H106V252ZM114 251V252H113ZM172 251V252H171ZM214 251V252H213ZM32 252V253H31ZM102 252V253H101ZM148 253V254H150L151 252H152V255L150 254V255H148V254H146V253ZM168 252H169V256L167 255L168 254ZM226 252V253H225ZM38 253H40V254H38ZM74 253V254H73ZM77 253V254H76ZM80 253V254H79ZM96 253V254H95ZM101 253V254H100ZM155 253V254H154ZM263 253V254H262ZM62 254V255H61ZM70 254V255H69ZM79 254V255H78ZM82 254H86V255H82ZM164 254H166V255H164ZM228 254V255H229ZM83 257H82V256ZM146 255V256H145ZM155 255V256H154ZM172 257H171V256ZM224 255V256H223ZM36 256V257H35ZM38 256V257H37ZM40 256V257H39ZM42 256V257H41ZM69 256V257H68ZM72 256V257H71ZM74 256H79L77 259H75L74 258ZM80 256H81V258H80ZM85 256V257H84ZM102 256V257H101ZM134 256H136V257H134ZM140 256V257H139ZM143 256V257H142ZM152 256H153V258H152ZM167 256H168V258H167ZM221 258H220V257ZM227 257V259H225L226 257ZM245 256H247V254H245ZM66 257H68V258H66ZM104 257V258H103ZM113 258V262L111 261V262H109L110 260H112V259H110V258ZM149 257H151V258H149ZM162 257V258H161ZM250 257H251V259H250ZM261 257H263V258H261ZM48 258V259H47ZM63 258H66L67 260H65V259H63ZM96 258V259H95ZM103 258V259H102ZM156 258V259H155ZM246 258H247V260H246ZM257 258V259H256ZM15 259H17V260H15ZM33 259H32V261H33ZM36 259V260H35ZM49 259H51V260H49ZM61 259H63V261H61ZM69 259L70 260H72L73 262L71 263V261H69ZM81 259V260H80ZM108 259V258H107ZM127 259H128V261H127ZM134 259V260H133ZM149 261H148V260ZM152 259V260H151ZM159 259H160V261H159ZM170 259V260H169ZM250 259V261H248ZM261 259V260H260ZM80 260V261H79ZM86 258H85V262H86ZM147 262H146V261ZM163 260V261H162ZM164 260H166V261H164ZM242 260V261H241ZM58 261V262H57ZM66 261V262H65ZM100 261V262H99ZM130 261V262H129ZM134 261V262H133ZM136 261V262H135ZM141 261V262H140ZM159 261V262H158ZM0 263V264H4V262L3 263ZM43 262V263H42ZM47 262V263H46ZM63 262V263H62ZM84 262V263H85ZM145 262V263H144ZM162 262V263H161ZM253 262V263H252ZM93 263H91V264H93ZM244 263V264H245ZM19 264H20V262H19ZM27 264V263H26ZM32 264V263H31Z\"/></svg>",
	"mask_w": 264,
	"mask_h": 264
}]
</instances>
